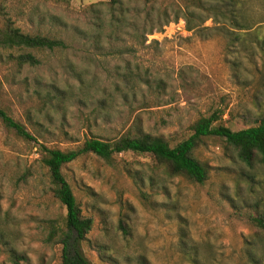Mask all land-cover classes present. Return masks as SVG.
<instances>
[{
    "label": "rangeland",
    "instance_id": "obj_1",
    "mask_svg": "<svg viewBox=\"0 0 264 264\" xmlns=\"http://www.w3.org/2000/svg\"><path fill=\"white\" fill-rule=\"evenodd\" d=\"M242 7L251 29L231 42L187 30L184 0H125L123 14L108 0H0V28L10 20L63 42L34 50L36 65L19 66L18 51L0 47V105L38 143L61 149L136 128L175 144L214 111L234 131L257 125L264 0ZM116 18L126 19L123 31L110 30ZM212 25V17L203 23ZM152 26L158 30L147 34ZM36 141L0 121V264H61V246L47 234L65 208L52 195ZM194 155L208 168L203 183L132 151L109 161L83 154L63 166L93 220L82 247L91 264H192L191 256L202 264H264V231L253 221L264 213V164L241 161L216 135L198 140Z\"/></svg>",
    "mask_w": 264,
    "mask_h": 264
},
{
    "label": "trees",
    "instance_id": "obj_2",
    "mask_svg": "<svg viewBox=\"0 0 264 264\" xmlns=\"http://www.w3.org/2000/svg\"><path fill=\"white\" fill-rule=\"evenodd\" d=\"M123 1L125 0H108V3L112 9L118 8L120 14H123L125 12ZM128 1L149 2L151 0ZM184 1L187 3L188 13L184 16L186 28L194 30L203 39L216 33L217 35H229L231 42H242L243 36L239 33L248 32L251 29V25L244 20L243 0ZM204 13L209 15L203 16ZM210 17L213 18V25L203 26V23ZM196 19H199L197 25L194 24ZM115 20L110 22V30L123 31L124 23L121 21L126 22V19L119 18L118 20L116 18ZM168 22L169 20H166L165 24ZM137 27L133 26V29L137 30ZM156 30L158 28L152 26L146 30V33L150 34ZM232 33L234 34L231 35ZM256 41L264 50V40ZM62 44L61 40L53 37L24 32L10 20L0 28V47L17 50L18 54L15 59L19 66L38 64L39 61L33 53L34 50H53L61 47ZM223 115L222 111H214L209 115L200 116L190 126L191 135L175 144H170L161 136H154L136 128L135 130L127 129L121 135L110 139L88 137L74 148L61 149L38 143L25 126L10 116L0 105V121L4 126L20 138L36 141L38 144L41 154L40 163L45 168L52 195L65 208L62 222L49 221L47 234L49 242L61 246V264H91L82 247L89 241L88 234L93 227L92 218L83 214L71 185L63 175L64 165L83 154H92L109 161L115 154L132 151L150 154L164 164L172 175L182 176L192 182L203 183L208 178V168L196 158L194 148L198 140L210 135H216L224 140L236 151L238 158L246 164L252 165L255 162L264 164V116L257 125L234 131L224 125ZM253 221L258 229L264 231V213L253 217ZM121 227L125 234L128 233L124 225ZM189 260L192 264H202L192 256Z\"/></svg>",
    "mask_w": 264,
    "mask_h": 264
}]
</instances>
